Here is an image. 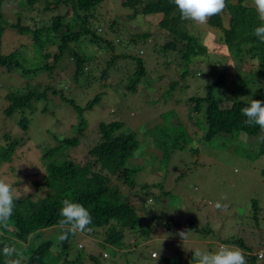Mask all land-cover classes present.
Listing matches in <instances>:
<instances>
[{"label":"rangeland","instance_id":"obj_1","mask_svg":"<svg viewBox=\"0 0 264 264\" xmlns=\"http://www.w3.org/2000/svg\"><path fill=\"white\" fill-rule=\"evenodd\" d=\"M28 1L0 0V54L13 53L22 68L29 69L27 74L19 75L18 71L0 68V147L15 143L7 160H0V176H6L18 188L30 186V193L21 190V199L34 202L51 193L46 186L48 178L42 154L56 145L54 137L78 140L77 146H60L56 153L57 156L65 153L66 159L80 165L96 143L99 122H122L137 134L139 143L136 154L126 163L136 170L132 177L134 186H120L113 178L111 184L119 185L136 208L142 200L146 217L140 224L149 229L148 234L139 235L135 231L138 227L133 231L122 229L116 239L107 237V228L93 234L78 233L75 250L69 251L66 263L60 264H161L165 258L193 264L196 249L215 251L228 238L241 239L261 259L264 255V154L258 155L261 139L240 133L203 142L200 133L192 135L197 131V117L188 100L203 97L209 87L221 107L229 106L232 100H249V87L234 91L233 79L238 75L236 69L245 73L255 70L256 63L249 58L253 52L243 53L241 59L229 55L223 42L218 41L217 32L204 24L197 25L193 33L202 38L208 47L207 54L185 67L173 54H159L164 42L155 26L159 16L129 18L133 9L122 7L123 0H103L93 9L88 23L97 36L112 43L113 51L101 43L86 46L84 43V51L69 44L54 61L56 46L46 40L47 34L35 42L31 31L48 26L59 10L44 11L48 0H30V4ZM246 4L252 6L251 0ZM220 15L227 27L228 12L224 10ZM17 20L19 27H27L29 32L18 33L11 28ZM141 33L149 35V42L127 44ZM81 51L90 61L83 66L84 75L74 78L72 53ZM139 51L147 69L135 91L125 88L127 73H133L134 65L128 61L132 66L126 69L124 58H116L107 77L99 79L111 55L135 56ZM42 65L51 69L34 70ZM183 70L187 72L185 76ZM218 78L220 84L212 87ZM31 89L44 91L45 97L32 101L21 113L5 117L2 113L8 105L5 96ZM100 93L90 110L77 112L73 108L74 105L83 108ZM61 97L71 100L73 105ZM20 115L27 119L25 130L17 123ZM263 133L260 131V135ZM154 141L167 143L158 147ZM146 184L147 187H141ZM217 202L227 207L217 209ZM60 230L45 229L41 235L54 242L53 253L55 246L60 248ZM181 231L190 232L182 239L178 234ZM151 252L157 255L152 258ZM244 252L247 258V251ZM89 255L93 261L88 259Z\"/></svg>","mask_w":264,"mask_h":264},{"label":"trees","instance_id":"obj_2","mask_svg":"<svg viewBox=\"0 0 264 264\" xmlns=\"http://www.w3.org/2000/svg\"><path fill=\"white\" fill-rule=\"evenodd\" d=\"M102 1L48 0L45 2L43 10H59V12L57 11L56 15L50 19L48 26L31 31L32 40L37 42L42 34H47L45 35L46 40L56 46L57 51L53 54L54 61L62 55L69 44H74L84 51V43L85 46L87 43L88 45L101 43L106 49L113 51L112 43L103 36H97L88 23L93 9ZM247 1L226 0L225 10L229 14L227 27L223 26L220 14L210 17L204 25L209 30L219 34L217 36L218 41L223 42V46L229 55L241 59L243 53L253 52L249 58L255 61V70L245 73L236 69L238 75L236 79H233L234 91H239L247 85L250 89V99L232 100L229 106L221 107L220 100L212 96L209 87L203 97H192L188 100L192 103L191 112L197 117L195 122L197 131L192 132L193 136L200 133L201 140L207 143L216 138L236 136L240 133L247 137H258L261 139L258 155H262L264 154V133L260 135L261 129L257 125H246V117L241 112V109L248 106L252 99L264 101V43H261L253 35L254 29L261 24V21L255 8L246 4ZM28 3L30 4L31 1L29 0ZM122 7L133 9L129 18L159 16L155 26L157 30H160L161 33L159 34L164 41L158 50L159 54H173L180 62H184L185 67L191 62H197L196 59L207 54L208 47L203 44L201 37L193 33L197 25L190 21H182L172 0H123ZM18 24L17 20L10 27L18 33L29 32L27 27H19ZM148 36L147 33L135 34L127 41V44L149 42ZM141 55V51L135 56L129 54L111 55L106 62V68L100 73L99 79L103 80L107 77V72L114 67L116 58H124L127 61L124 64L126 69H130L132 66L128 61H132L134 65L133 73L131 75L129 71L127 73L128 84L125 88L131 92L135 91V86L145 76L147 69L139 57ZM72 56L74 78L83 76V66L90 61L89 58L82 51L73 52ZM47 57L48 54L45 55V58ZM94 57L97 58L96 55ZM43 67L45 69L50 68L48 65H42L34 70L44 69ZM0 68L6 72L18 71L19 75H25L29 72V69L22 68L13 53L0 54ZM186 73V70H183L182 76H185ZM220 81L221 78H218L217 82H213L211 86L217 87ZM102 87L104 88V85ZM100 95L101 93L95 95L83 105V108L75 105L73 108L77 112L90 110L97 103ZM44 97V91L37 92L35 89L8 93L5 96L8 105L2 113L5 117L11 116L14 112L21 113L32 101ZM61 98L63 99V97ZM63 101L73 105L71 100L63 99ZM17 123L22 130L27 129L25 117L20 115ZM188 127L191 126L188 125ZM78 131L80 129H77ZM184 131L187 133L185 128ZM6 137L4 135V138ZM136 138L137 134L126 128L120 121L99 122L96 143L87 151L86 159L80 165L66 159L65 153V155L58 156L56 153L60 146H77L78 140L75 137L63 139L54 137L56 145L45 150L42 154V159L45 161L46 177L48 178L46 186L50 188L51 193L34 202L28 199H20L15 202L13 215L7 225H0V264H5L6 257L3 255V250L7 246H15L17 250L23 252L22 264H60L61 261L64 262L69 251L75 250L74 243L78 233L70 234L64 241L58 238L60 248L57 249L55 246L56 251L54 253L52 252L54 242L49 238L43 239L41 235L45 229L58 227V221L61 219L59 212L65 199L79 202L90 211L92 216V223L89 225L90 234L95 233L98 229L107 228V237L116 239L121 236L123 230L133 231L137 227L138 229L135 231H138L139 235L148 234L149 229L143 228L140 224L146 217L145 212L143 213L142 200L136 208L120 188L121 185H126L129 188L134 186L132 177L136 170L127 166L126 163L139 148ZM166 143L154 141V145L158 147ZM14 144H8L7 148L0 147V160H7ZM262 174H264V170ZM111 178L118 181L120 186L114 183L112 185ZM141 187L145 188L147 184L141 185ZM150 218L153 219L151 216ZM259 229H261L260 226ZM61 234L60 230L59 236ZM260 240L261 238H258L257 243ZM106 241L108 240L105 239L103 243L106 244ZM221 243L236 245L247 251V264H264V255L261 256L262 258L260 257L261 259H257L254 252L252 253L249 247L244 246L239 238H228ZM258 250L259 248H257ZM88 259L93 261L90 255ZM78 262L73 261L72 263ZM179 263L178 258H165L161 262V264Z\"/></svg>","mask_w":264,"mask_h":264},{"label":"clouds","instance_id":"obj_3","mask_svg":"<svg viewBox=\"0 0 264 264\" xmlns=\"http://www.w3.org/2000/svg\"><path fill=\"white\" fill-rule=\"evenodd\" d=\"M179 11L182 21H190L196 25L205 24L214 15L221 14L226 8V0H172ZM252 6L258 15L261 24L257 26L253 35L264 43V0H251ZM242 115L246 117L245 124L257 125L264 131V101L252 99L249 105L241 109ZM21 190L30 193L31 188L25 185L18 188L9 182L6 176H0V225H7L13 215L15 202L21 199ZM226 199V197H221ZM217 209H225L227 206L217 202ZM59 215L58 227L61 229L59 240L64 241L68 236L77 233L90 232L89 225L92 223L90 211L81 203L71 199L62 202ZM190 231H181L179 236L183 239ZM155 254V252H151ZM6 257L5 264H22L23 252L15 246H7L3 250ZM159 256V255H158ZM246 254L243 249L232 244H221L215 251L196 249L193 252V264H247Z\"/></svg>","mask_w":264,"mask_h":264},{"label":"built area","instance_id":"obj_4","mask_svg":"<svg viewBox=\"0 0 264 264\" xmlns=\"http://www.w3.org/2000/svg\"><path fill=\"white\" fill-rule=\"evenodd\" d=\"M150 255L152 256V258L155 257L154 253H151ZM102 256H105V254H102Z\"/></svg>","mask_w":264,"mask_h":264},{"label":"crops","instance_id":"obj_5","mask_svg":"<svg viewBox=\"0 0 264 264\" xmlns=\"http://www.w3.org/2000/svg\"><path fill=\"white\" fill-rule=\"evenodd\" d=\"M157 257V256H156Z\"/></svg>","mask_w":264,"mask_h":264}]
</instances>
